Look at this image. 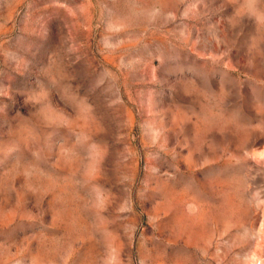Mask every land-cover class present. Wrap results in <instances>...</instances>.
<instances>
[{"label": "rangeland", "instance_id": "obj_1", "mask_svg": "<svg viewBox=\"0 0 264 264\" xmlns=\"http://www.w3.org/2000/svg\"><path fill=\"white\" fill-rule=\"evenodd\" d=\"M0 264H264V0H0Z\"/></svg>", "mask_w": 264, "mask_h": 264}]
</instances>
